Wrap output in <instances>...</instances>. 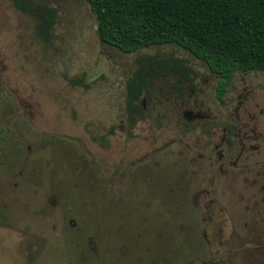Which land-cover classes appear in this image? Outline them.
Wrapping results in <instances>:
<instances>
[{"label":"rangeland","instance_id":"1","mask_svg":"<svg viewBox=\"0 0 264 264\" xmlns=\"http://www.w3.org/2000/svg\"><path fill=\"white\" fill-rule=\"evenodd\" d=\"M33 1L57 12L48 34L0 0V264H264V72H235L220 104L185 49L125 53L99 42L86 0ZM139 53L197 76L182 96L157 79L128 129Z\"/></svg>","mask_w":264,"mask_h":264},{"label":"trees","instance_id":"2","mask_svg":"<svg viewBox=\"0 0 264 264\" xmlns=\"http://www.w3.org/2000/svg\"><path fill=\"white\" fill-rule=\"evenodd\" d=\"M23 13L40 14L37 34H48L57 12L33 0H10ZM96 21V36L125 53L173 44L201 60L218 80L215 95L223 101L234 71L264 72V0H86ZM197 72L173 53H139L125 81L124 121L128 129L146 117L142 97L157 79L171 81L178 94L193 85ZM72 85L86 87L82 78ZM113 133V126L109 129ZM101 145L107 146L104 136ZM93 139H95L93 137Z\"/></svg>","mask_w":264,"mask_h":264},{"label":"flooded vegetation","instance_id":"3","mask_svg":"<svg viewBox=\"0 0 264 264\" xmlns=\"http://www.w3.org/2000/svg\"><path fill=\"white\" fill-rule=\"evenodd\" d=\"M235 72H238V71H234L233 72V74L235 73ZM238 73H240V72H238ZM248 73H250V72H248ZM248 73H242V74H248ZM233 74H232V77H231V80H230V83L226 86V91H225V93L227 92V89H228V87L230 86V84H231V81H232V78H233ZM214 75V74H213ZM217 78V77H216ZM217 80H218V78H217ZM216 85H217V82H216ZM215 85V86H216ZM188 86H190V85H188ZM188 86H186V87H188ZM185 90V89H184ZM214 90H215V88H214ZM225 93L223 94V101H219L217 98V101L220 103V104H224V95H225ZM184 93H180V94H178V95H180V96H182ZM216 96V95H215ZM232 127V129H234V128H236V125H232L231 126ZM231 129L230 128H226V127H223V133H224V137H223V141L228 145V146H231L232 145V139H231V136H230V134H231ZM232 134H234V132H232ZM218 156H219V158L220 159H222V153L221 152H218ZM212 202V200H210V202L209 203H211ZM205 207H207V210L209 211V204H205Z\"/></svg>","mask_w":264,"mask_h":264}]
</instances>
